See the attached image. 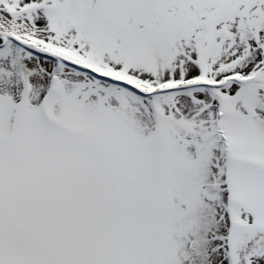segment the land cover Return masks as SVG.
<instances>
[{"label":"snow or ice","instance_id":"6c2138e0","mask_svg":"<svg viewBox=\"0 0 264 264\" xmlns=\"http://www.w3.org/2000/svg\"><path fill=\"white\" fill-rule=\"evenodd\" d=\"M0 264H264V0H0Z\"/></svg>","mask_w":264,"mask_h":264}]
</instances>
